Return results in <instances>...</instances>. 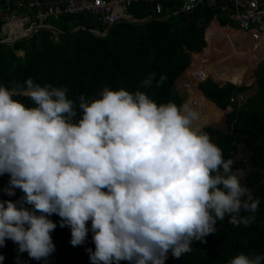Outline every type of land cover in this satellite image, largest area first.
Instances as JSON below:
<instances>
[{
    "label": "clouds",
    "instance_id": "clouds-1",
    "mask_svg": "<svg viewBox=\"0 0 264 264\" xmlns=\"http://www.w3.org/2000/svg\"><path fill=\"white\" fill-rule=\"evenodd\" d=\"M25 91L34 106L14 99L15 87L0 86V175L10 176L9 196L24 193L19 202L0 201V246L11 239L19 252L46 260L57 226L48 217L56 214L73 246L84 243L91 221V264H165L169 252L179 259L194 240L216 233L226 214L237 227L254 219L241 213H255L259 199L188 104L105 87L98 98H77V119L66 87L28 79ZM228 264H264V255L241 252Z\"/></svg>",
    "mask_w": 264,
    "mask_h": 264
},
{
    "label": "trees",
    "instance_id": "trees-1",
    "mask_svg": "<svg viewBox=\"0 0 264 264\" xmlns=\"http://www.w3.org/2000/svg\"><path fill=\"white\" fill-rule=\"evenodd\" d=\"M4 2L0 0V7ZM164 4L170 12H178L169 19L154 18L143 25L117 23L107 36L86 29L69 32L82 25L100 31L103 28L88 15L68 14L61 20H51V24L63 33L40 30L31 38L13 45L0 44V86L9 90L15 87L17 94L13 98L28 107L34 106L25 91L28 79L41 86L66 87L68 97L77 104V119L81 118L77 98L81 95L86 100L98 98L105 87L111 90L123 88L133 93L139 90L157 104L173 102L181 106L183 96L175 82L191 62L189 51H201L206 46L205 30L215 16L222 25H237L229 16L234 4L219 0L216 6H212L205 1L191 12L179 11L181 4L178 0H164ZM131 12L139 19L153 15L147 5L135 6ZM1 26L0 22V38ZM209 42L212 46L213 42L210 39ZM258 49L256 43L253 44L250 56ZM18 51L23 54L19 55ZM262 56L263 52H260L256 62ZM152 73H155V79L151 87H142V81ZM161 75L167 79L157 87ZM227 77L236 83L241 81L237 74ZM255 84L256 93L241 105L236 98L250 86H237L231 82L220 86L209 79L200 85L217 106L222 109L232 107L227 115V130L210 125L201 129L222 150L224 159L233 161L232 170L242 172V186L252 191L254 199H259L255 213H241L254 216V219L248 226L241 224L237 227L229 223L230 217L226 214L223 221L217 220L216 233L209 234L203 241L194 240L191 252L179 259L169 252L165 264H228L241 252L264 255V61L258 66ZM207 110L214 118L220 114L214 107H207ZM9 180V174L0 175V201H21L22 190L16 188L13 189L14 195L7 194ZM24 207L32 210L31 205L25 204ZM48 218L57 225L50 233L55 251L46 260H35L27 252H19L18 244L6 239L0 246V255L4 256L2 264H91L86 251H95L91 221L86 225L88 234L84 243L73 246L71 228L67 225L61 227V217L56 214ZM120 264L129 262L121 261Z\"/></svg>",
    "mask_w": 264,
    "mask_h": 264
},
{
    "label": "built area",
    "instance_id": "built-area-1",
    "mask_svg": "<svg viewBox=\"0 0 264 264\" xmlns=\"http://www.w3.org/2000/svg\"><path fill=\"white\" fill-rule=\"evenodd\" d=\"M178 1L181 4L179 11L191 12L205 1L216 6L219 0ZM229 1L234 4L229 14L230 18L240 29L244 31H250L252 28L264 29V0ZM143 5L149 6L153 12V15L148 17L162 19L170 14V10L165 7L164 0H5L0 7V22L2 23L0 39H17L38 27H56L51 24V20H61L64 15L68 14L88 15L103 28L101 32H104L116 24L120 18L132 16L133 7ZM177 12L178 10L173 11V13ZM12 27H17V29L14 30ZM258 36V34L253 35L254 40ZM195 77L200 81L206 79L203 71L196 72ZM183 85L188 87L189 83L185 81Z\"/></svg>",
    "mask_w": 264,
    "mask_h": 264
},
{
    "label": "crops",
    "instance_id": "crops-1",
    "mask_svg": "<svg viewBox=\"0 0 264 264\" xmlns=\"http://www.w3.org/2000/svg\"><path fill=\"white\" fill-rule=\"evenodd\" d=\"M174 14L176 13L170 12L169 15L171 17ZM131 15L132 16L128 17L140 20L135 17L132 12ZM214 23L216 25L212 26ZM213 32L214 36L212 35ZM263 32L264 29L259 30L258 28H252L250 31H244L240 29L238 25L232 26L229 23L222 25L217 16L210 21L205 30L206 46L201 51H189L191 62L175 82L177 89L183 96V105L188 104L199 114V119L196 121V123L198 122L197 126L202 127L203 125L210 123L221 124L222 122H226L228 126L227 115L232 110L231 106L222 109L217 106L215 102L210 100L200 87L202 82L209 79L220 86L227 82H231L237 86H250L248 90L237 96L236 99L239 102V105H241L246 98L256 93V74L259 64L264 61ZM255 34H258L259 36L254 40L253 35ZM208 38L213 42L212 46ZM256 40L260 41V43H257ZM255 43L259 49L256 54L250 56V53L252 52L250 50H252L253 44ZM205 49H208V52H206ZM260 52H263V56L258 62H256ZM195 54L200 57L195 56ZM247 62H250L252 66H249ZM198 71H203L205 73V80L200 81L195 77V73ZM232 73H237L241 78L239 83H236L231 78L227 77ZM185 81L189 83L188 87L183 85V82ZM207 107H214L220 112V114L217 115V118H214L212 114L208 115ZM213 119H216V121ZM214 127L222 128L220 125Z\"/></svg>",
    "mask_w": 264,
    "mask_h": 264
},
{
    "label": "water",
    "instance_id": "water-1",
    "mask_svg": "<svg viewBox=\"0 0 264 264\" xmlns=\"http://www.w3.org/2000/svg\"><path fill=\"white\" fill-rule=\"evenodd\" d=\"M169 17H170V15H166L164 17V19H169ZM154 18L155 17H148L146 19L136 20V19H133L131 17H122L116 23L127 22V23H132V24H137V25H143V24L147 23L148 21H150V20H152ZM114 25H112L111 27L107 28L104 32H101V31L96 30V29H90V28H88L85 25L76 26V27L70 29L69 32H75V31H78L80 29H86V30H90L92 33H94L96 35H99V36H107L108 33H109V31L111 30V28ZM40 30H50V31H52V32H54L56 34L63 33L64 32V31L60 30L57 27L43 26V27L35 28L30 33H28V34H26L24 36H21V37H19L17 39H9V40H2V39H0V44H2V45H13V44H15L17 42L24 41V40H27V39L31 38L33 36V34H35L37 31H40Z\"/></svg>",
    "mask_w": 264,
    "mask_h": 264
},
{
    "label": "rangeland",
    "instance_id": "rangeland-1",
    "mask_svg": "<svg viewBox=\"0 0 264 264\" xmlns=\"http://www.w3.org/2000/svg\"><path fill=\"white\" fill-rule=\"evenodd\" d=\"M18 54L19 55H22V52L21 51H18ZM255 60V59H254ZM247 64L249 65V66H252V64L250 63V62H247ZM237 72V71H236ZM232 74H237V73H232ZM237 76H238V74H237ZM239 77V76H238ZM240 78V77H239ZM240 80H241V78H240ZM207 125H212V126H216V125H220L222 128L221 129H223V130H227L228 129V126H227V124H226V122H222L221 124H215V123H210V124H206V125H203V126H207ZM202 126V127H203ZM202 127H200V128H202Z\"/></svg>",
    "mask_w": 264,
    "mask_h": 264
},
{
    "label": "bare ground",
    "instance_id": "bare-ground-1",
    "mask_svg": "<svg viewBox=\"0 0 264 264\" xmlns=\"http://www.w3.org/2000/svg\"><path fill=\"white\" fill-rule=\"evenodd\" d=\"M14 30L17 29V27H12Z\"/></svg>",
    "mask_w": 264,
    "mask_h": 264
}]
</instances>
